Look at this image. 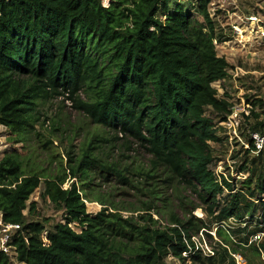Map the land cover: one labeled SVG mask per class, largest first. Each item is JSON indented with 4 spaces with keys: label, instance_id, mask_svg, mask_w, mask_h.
Wrapping results in <instances>:
<instances>
[{
    "label": "trees",
    "instance_id": "obj_1",
    "mask_svg": "<svg viewBox=\"0 0 264 264\" xmlns=\"http://www.w3.org/2000/svg\"><path fill=\"white\" fill-rule=\"evenodd\" d=\"M102 1L0 0V126L21 140L40 104L67 96L94 126L143 144L152 170L183 183L208 213L219 211L218 224L236 221L233 235L254 222L231 252L246 264L262 262L264 242L257 246L251 238L264 234V147L255 153L251 135L264 137V122L247 136L249 152L241 170L248 177L238 190L210 171V144L219 139L205 111L216 113L221 122L231 108L213 88L229 78L230 65L216 56L211 0H195L192 8L199 19L172 0H108L107 7ZM95 150L91 141L71 168L81 176V188L63 189L61 178L44 181L41 197L61 212V221L50 230L35 203L27 205L40 188V176L26 175L17 155L0 161V215L5 223L22 227L13 243L20 262L165 264L171 256L215 264V253L202 258L191 240L204 229L200 221L172 216L175 227L161 231L137 226L104 204L96 215L88 214L84 188L92 171L126 182ZM217 235L232 243L221 229Z\"/></svg>",
    "mask_w": 264,
    "mask_h": 264
},
{
    "label": "rangeland",
    "instance_id": "obj_2",
    "mask_svg": "<svg viewBox=\"0 0 264 264\" xmlns=\"http://www.w3.org/2000/svg\"><path fill=\"white\" fill-rule=\"evenodd\" d=\"M108 2L103 0V6L107 7ZM172 2L183 5L194 19H199L192 8L195 0ZM209 14L213 18L218 41H221L229 17L232 22L236 20L233 14L241 18L255 16L261 21L254 28V36L243 38V51H238L236 46H231L228 51L221 48L215 50L217 54L226 57L231 68L228 79L213 84L218 98H225L231 104L229 122L222 124L216 113L210 109L205 111L219 139L218 143L210 144L209 151L213 159L210 171L216 178L230 181L234 189L238 190L248 177L247 172L241 170L245 152H249L247 136L251 134L252 127L264 122V0H211ZM235 68L241 69V72ZM80 99L85 100L83 94ZM233 109L238 112L233 113ZM251 111L258 117H253ZM18 138L21 140H15L8 130L0 126V161L9 155H17L26 175L35 173L40 176V188L30 197L27 205L35 203L42 217L41 222L48 221L45 224L47 230L61 221V212H57L47 199L41 197L44 181L61 178L64 181L63 189L71 185L81 188V176H74L71 168L76 167L82 149L92 141L98 159L124 175L126 182H117L115 177L101 174L99 170L92 171L89 176L91 182H86L88 186L84 188L87 197L84 203L88 214L94 216L105 207L110 213H118L137 226L161 231L175 227L171 222L172 216L183 222L192 220V224L200 221L204 229L191 240L201 251L202 258L211 257L215 253V264H237L238 257L246 264L239 254H232L231 250L236 249L247 231L254 228V222L248 223L244 232L233 235L232 230H236L239 225L236 221L218 224L216 217L219 211L208 213L207 205L197 200L183 183L169 179L163 170H152V158L143 144L94 126L83 113L74 108L67 96L40 104L36 121ZM147 173L151 178L145 176ZM101 175L107 179H102ZM151 192L162 201L153 200ZM225 195L224 192L219 199ZM98 200L101 202H96ZM100 204H104V207ZM254 220L261 221V218L256 216ZM218 229L226 236L230 235L232 243L226 244L223 236L217 235ZM73 230L78 231L74 227ZM263 240L264 234H258L257 239L251 238V242L257 246ZM261 260L258 264H264L263 257ZM165 264L192 262H179L170 256Z\"/></svg>",
    "mask_w": 264,
    "mask_h": 264
},
{
    "label": "built area",
    "instance_id": "obj_3",
    "mask_svg": "<svg viewBox=\"0 0 264 264\" xmlns=\"http://www.w3.org/2000/svg\"><path fill=\"white\" fill-rule=\"evenodd\" d=\"M209 17L213 21V18L210 14H209ZM233 18L236 19L234 22H232V20L229 17L227 25L223 29L221 41H218V34L215 31L216 38L213 41L215 50H217L218 48H221L223 51H228V49L231 48V46H236V49L238 51H243L245 48V46H243L244 44L243 38L254 36L256 34L254 32V28L257 25H259L261 22L255 16L241 18L233 14ZM250 27H253V29ZM223 54L224 56H227V54L225 53ZM216 56L218 58H224L226 60V57H223L217 53H216ZM230 69L231 68L229 67L226 71L228 76L230 74L229 72ZM235 70L237 71L240 70L241 72V69L235 68ZM233 110H234L233 113L238 112L235 109ZM230 114H231V111H230ZM228 116H226L225 120L221 122L222 124H226L229 122ZM251 140L255 147V151H256L255 153L259 152L264 147V137H260L257 134H252ZM21 228L22 227L20 225L5 223L2 220V216L0 215V264H24L18 260L17 249L15 245L13 244L15 238H17L18 236V233L21 231ZM236 259H237L236 260L237 264H244V261L240 257Z\"/></svg>",
    "mask_w": 264,
    "mask_h": 264
}]
</instances>
